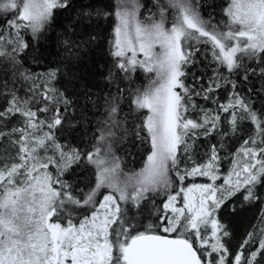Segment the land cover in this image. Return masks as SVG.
I'll return each instance as SVG.
<instances>
[{
  "label": "snow or ice",
  "instance_id": "obj_1",
  "mask_svg": "<svg viewBox=\"0 0 264 264\" xmlns=\"http://www.w3.org/2000/svg\"><path fill=\"white\" fill-rule=\"evenodd\" d=\"M0 98V264H264V0H0Z\"/></svg>",
  "mask_w": 264,
  "mask_h": 264
},
{
  "label": "trees",
  "instance_id": "obj_2",
  "mask_svg": "<svg viewBox=\"0 0 264 264\" xmlns=\"http://www.w3.org/2000/svg\"><path fill=\"white\" fill-rule=\"evenodd\" d=\"M96 59H100L99 55L96 56ZM43 69L37 68L36 71H42ZM141 83H146V81L143 80V76L141 74V80L139 81ZM4 101L2 98H0V106H3ZM133 153L136 156V159L133 160L131 157H126L127 164L129 167H134L136 169H139L142 167L143 160H144V154H141L140 152H137L135 148L132 149ZM123 154V153H120ZM253 218V213L252 212H247L243 214L242 217L238 218H232L229 217L228 219L232 220V227L234 230V240H233V245L238 244L240 241H242L244 232H245V227L246 225L250 222V220Z\"/></svg>",
  "mask_w": 264,
  "mask_h": 264
}]
</instances>
